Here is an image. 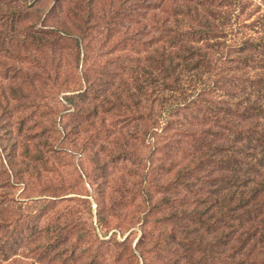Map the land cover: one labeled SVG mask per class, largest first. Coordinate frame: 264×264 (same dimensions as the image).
<instances>
[{
  "label": "trees",
  "instance_id": "1",
  "mask_svg": "<svg viewBox=\"0 0 264 264\" xmlns=\"http://www.w3.org/2000/svg\"><path fill=\"white\" fill-rule=\"evenodd\" d=\"M36 6L0 0V55L13 70L0 116L23 111L17 156L0 153V264H264L255 0ZM126 22L139 30L122 36ZM73 152L90 166L98 227L64 201L12 208L19 185L65 195ZM99 229L120 234L101 240Z\"/></svg>",
  "mask_w": 264,
  "mask_h": 264
},
{
  "label": "rangeland",
  "instance_id": "2",
  "mask_svg": "<svg viewBox=\"0 0 264 264\" xmlns=\"http://www.w3.org/2000/svg\"><path fill=\"white\" fill-rule=\"evenodd\" d=\"M37 6L35 9L37 12L41 14L48 13L54 6L55 0H35ZM255 3L260 6L261 14H264V0H255ZM27 4V3H26ZM30 5V3H29ZM27 6V5H26ZM254 19V18H253ZM252 20V19H251ZM131 25V26H130ZM133 22H126L125 26H119L120 34L122 36H126L125 33L130 34L132 36L133 30H139L137 24L134 26ZM260 27V26H259ZM261 28V27H260ZM261 30V29H259ZM5 58L1 57L0 55V95L5 90H7L6 86L4 85L5 81L7 82V76L13 75V70L11 66L4 64ZM92 60H95V57L92 56ZM10 70V71H9ZM7 71H9L7 73ZM81 68H79V72ZM8 74V75H7ZM64 95V94H63ZM63 95H60L62 97ZM1 114V113H0ZM23 116V111L18 109L15 111V119L9 120L7 116H0V153L3 155L2 158L4 159H11L12 157H16L18 154V150L15 149V144L19 143L22 139V134L18 131L20 118ZM15 124V127L12 126L11 123ZM68 152H71V147L65 145ZM63 169L66 170V179L68 184H70V189L68 192L59 197L53 199L50 196H46V194H40L35 191L31 190H24L22 185H19L15 190L12 191L14 202L11 200L12 208H22L23 210L28 209L32 210L36 206L39 205L38 201H42L44 199L47 200H56V201H64L65 206L76 207L77 210H80L83 214V218L88 221V223H93L94 227H98L97 224V195L93 188L88 183V179L86 177L87 170L89 171L90 166L89 164L83 159L82 155L79 153L73 152L71 154L70 160L67 162V165H63ZM48 195V194H47ZM70 200H72L70 202ZM65 206H58V209H63ZM69 207H65L68 209ZM57 209V210H58ZM139 231V228H136ZM98 234L100 235L101 240H108L110 239L113 232H118V230H113L107 234H104L101 229H99ZM140 234V233H139ZM129 233H125L124 237H119V240H124ZM138 242V239L134 240L133 246H135Z\"/></svg>",
  "mask_w": 264,
  "mask_h": 264
}]
</instances>
